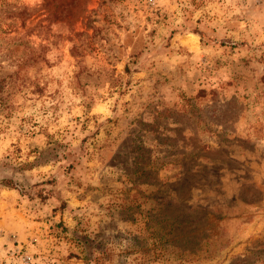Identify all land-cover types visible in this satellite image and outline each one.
Returning a JSON list of instances; mask_svg holds the SVG:
<instances>
[{
    "label": "rangeland",
    "instance_id": "1",
    "mask_svg": "<svg viewBox=\"0 0 264 264\" xmlns=\"http://www.w3.org/2000/svg\"><path fill=\"white\" fill-rule=\"evenodd\" d=\"M0 264H264V0H0Z\"/></svg>",
    "mask_w": 264,
    "mask_h": 264
}]
</instances>
